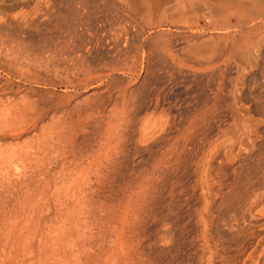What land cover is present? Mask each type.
Wrapping results in <instances>:
<instances>
[{"label":"rangeland","instance_id":"rangeland-1","mask_svg":"<svg viewBox=\"0 0 264 264\" xmlns=\"http://www.w3.org/2000/svg\"><path fill=\"white\" fill-rule=\"evenodd\" d=\"M124 1L0 0V35L4 37H0L4 41L0 46L15 48L21 42L33 52L40 47L62 49L59 69L84 64L96 69L90 76L107 75L101 82L91 79L73 89L69 84H76L78 79L62 70L63 76L52 82L58 85L60 95L65 94L66 86L68 94L74 95L69 108L78 105V110L84 111L88 100L91 103L86 107L100 110L98 116L104 122L130 110L123 114L124 124L128 123L119 135L118 144L123 145L118 167L107 169L97 207L80 204L95 198L92 191L82 192L78 183L85 157L42 159L39 154L38 159L33 155L17 158L22 155L20 150L34 149L28 143L40 138L43 127L52 123L54 115L60 119V113L51 110L36 127L27 128L21 135L0 136V264H206L203 224L198 221L202 190L196 186L193 162L207 154L211 144H220L222 151L215 156L213 166L223 163L226 173L233 177L232 170L241 166L248 153L264 151V0L246 1L243 16L224 9L232 0H187L192 4L187 6L188 16L165 34L173 53L187 56L189 48L201 40L207 45L223 44L221 38L226 33L228 55L240 48L246 33L252 34L250 61L229 63L224 62L225 56H219L215 67L205 72L194 67V61L188 59L190 52L182 57L187 66L174 65L166 55L161 60L155 53V62H148L150 54L144 49L158 34L143 31L142 22L128 13V0ZM177 1L170 0L166 7L170 14L161 10L164 14L158 18L168 14L165 19L171 20ZM155 9L154 19H158L155 12L159 10ZM211 23H216L217 30ZM213 68L214 77L208 75ZM21 87L22 95L32 94V85L24 83ZM214 93H219L224 103L214 104ZM120 109L124 112L119 115ZM202 109L210 110L207 121L201 130L188 133L190 139H184L189 118ZM234 118L249 122L246 134L235 130ZM94 124L89 122L85 136L96 147L105 133ZM172 142L188 144L187 161L175 162L174 171L157 165L165 145ZM227 144H243V153L235 150L229 161L224 156ZM10 152L17 157L13 159ZM160 169L168 175H162ZM224 187L214 188L217 198L207 217L217 253L215 264H264V187L253 195L243 193L240 184L234 193ZM256 196L258 203L253 200Z\"/></svg>","mask_w":264,"mask_h":264},{"label":"bare ground","instance_id":"bare-ground-1","mask_svg":"<svg viewBox=\"0 0 264 264\" xmlns=\"http://www.w3.org/2000/svg\"><path fill=\"white\" fill-rule=\"evenodd\" d=\"M125 1H127V0H125ZM161 1L162 0H132V1L128 0L127 2H125V7L128 9L129 14L133 15L136 19L139 18V21H141L142 25H143V27H142L143 31L144 30L150 31L151 33L156 32L158 34V37L156 36L157 37L156 39L154 37L153 41L151 40L149 45H147L144 49V50H147L148 51L147 53L150 54L148 62H150V63L155 62V59H156V58H154V53H155V54H159V56L161 55V57H159V59H161V60L164 59L163 57L167 56V58L168 57L171 58L170 60L174 63V65H177V66H184L185 65V66H187V63L182 58V57L185 58L186 54L181 57L180 55L173 53L171 50V47H172L171 46V40L169 38H166L165 34H166V32H168L170 30L171 27L179 25L181 23V21L184 20L183 19L184 16H186V15L188 16L189 10H187L188 9L187 6H189L190 3L187 0L186 1L185 0H183V1L178 0L177 1L178 3L176 2V5H175L176 14L174 12H172V14L176 15V18H173L174 15L171 14L172 18H170L171 20H168L169 18L168 19H165V18L170 13H168L169 8L167 9L166 7H168V5L170 4L169 3L170 0H169V2L167 0H166L167 2H161ZM246 1H249V0H232V1L228 2L227 4H225L224 9L228 13L230 12L233 15L235 14L237 16H243L242 15V14H244L243 12L246 11L245 10L246 5H247ZM187 2H188V4H187ZM194 3H196V2H194ZM190 5L192 6V4H190ZM152 6H155L156 9L159 10V11H156V9H155V11H156L155 13L158 12L156 18L159 17L158 15L161 13V10H165L166 13H168V14L165 16L163 15V17H165V18L154 19L155 18L154 16L156 15L153 13L155 7L153 8ZM167 10H168V12H167ZM170 12H171V10H170ZM161 14H160V16H161ZM152 16H153V18H152ZM180 17H181V19H179ZM226 17H229V16L226 15ZM177 20H180V22ZM261 21H262V19H261ZM215 24L211 23L210 25L211 26L213 25L214 29L217 30ZM140 26H141V23H140ZM167 28H169V29H167ZM200 28H201V26H200ZM169 33L170 32H168V34ZM168 34H167V36H168ZM225 34L221 38V41L223 44L218 43V45H217V44H211L210 43L207 45L206 43H202L203 40L200 39L202 42L198 43L196 45H193V46L190 45L192 47L189 48V51L187 50L188 52H186L184 50V52L188 53V55L186 57L189 56V52H190L191 57H189L188 59L190 61L191 60L194 61L195 65L197 66V67L196 66H194V67L197 70H200V72L201 71L205 72V71L209 70V68L215 67V65L217 63V59H219V56L220 57L225 56L224 62H229L231 60H234V62L244 61V60L250 61L251 60L253 50L250 48L252 46V43L249 44V42L251 41V38H252L251 35L252 34L246 33L247 35H245L243 37L244 43L241 39H239L240 41H242V44H239L240 48L236 47L237 49L235 48L234 52H232L228 55L226 54V48H225V42H224L226 39ZM0 37H2V36L0 35ZM2 38H4V37H2ZM0 40H1V38H0ZM239 40H237V41H239ZM2 41H0V42H2ZM204 42H206V41H204ZM19 43H21V42H18L17 45ZM21 44H19L18 47L16 45V47H17V48L15 47L16 49L14 48L15 45H13L12 47L15 50L13 48H11L10 45H9L10 48L8 49V46L6 47V44H4L5 47L7 48L5 50H3L4 45L0 46V48L2 47V49H0V79H1L0 80V97L1 96H4V98H5V96L8 97L6 99L0 98V136L6 138L9 135H13V134L14 135H21V134L25 133L27 131V128L36 127L37 123L39 122L41 117L46 115L47 113L51 112V110H53V109L56 111V114L57 113L61 114V118L56 119L57 115H54V117H56V118H54V117L52 118V121H50L52 123L46 127L44 126L43 131L41 129L42 134H41L40 138H37L36 141L33 140V142L28 143V144L32 145L31 146L32 148H34L32 151H26L24 149L20 150V151H22V152H19L22 154L21 156L18 153L20 157L15 156L16 153L10 152L11 154L13 153V156H15L14 158L11 157L10 159H12V158L15 159L16 157L18 159L21 157H28V155H29V157L31 155H33L34 157H36L38 159L39 154H42V159H52V158H57L60 156L64 157V158H68L72 155H74V156L77 155V156H79V158L85 157L86 158L85 160H87L85 166L84 167L82 166V168L79 167L80 170H82L81 171L82 176L80 175L81 176V178L79 179L80 181L78 179L77 180H78L79 185L80 186L82 185L81 191L82 192H84L86 190L92 191L95 194V198L94 199H87L86 198L80 204L83 207H88V208L97 207L101 204V196H102V193L104 192V188L106 185L107 169H109V168L112 169V168L118 167L117 162L119 160L118 157L120 155V148L123 145V144H118V141H119V137H121L119 135H121V133H122L121 128L125 125L124 124L125 120H123V118H124L123 114L125 113V115H126L127 112L128 113L130 112V110L127 111L128 110L127 109L125 112L123 110V112H124L123 113L122 110L120 109L121 111L119 112V115L123 113L122 114L123 116L120 115V117H119L118 114H115V116H113V117H115L114 119L109 120V121L105 120V122H104L98 116V115H100V113H99L100 110H98L97 108L96 109L95 108H89L88 109V107H89L88 105H89V103H91L90 101L88 102V100L86 101V103L88 104L86 106H88V107L85 106L86 110H84L85 108L82 109L84 111H81L80 109H79L80 110L79 111L78 107H77L78 105L72 106L71 108H69L70 107L69 105L71 103V99L73 98L74 95L68 94L69 91H68L67 86H66L67 90H66V92H64L65 94L60 95L57 92V86L58 85H55L52 82L53 78L57 79V78L63 76L62 72H61L63 70V68L59 69L62 67L59 64V61H61L64 58L63 57L64 50L55 49V48H51V47H48V49L45 50L42 47H40L41 50H39L40 48L38 50L34 49V51L35 50L36 51L33 52L29 48H26L25 45L23 46ZM46 48H47V46H46ZM237 50H239V51H237ZM38 51H40V52L38 53ZM184 52H182V55ZM147 53H146V56H147ZM221 62H223V61H221ZM229 63H231V62H229ZM226 66H228V65H226ZM63 67L65 68V66H63ZM191 67H192V65H191ZM133 68H132V70H133ZM65 70L67 73L73 74V76L70 74L71 77L75 78V76H76V79H78L76 84H73V83L69 84V86L73 89L78 88V85L80 87L81 86L80 84H83V83H84L83 84V86H84L85 82L86 83H87V81L91 82V79H96V80H99L101 82L102 79L107 77V75H104L102 73H96V72H95L96 74L94 77L90 76V74H92V72L95 71L96 69L94 70L92 68V66L90 67L89 65H84V64L72 65V67L68 66V67H66ZM65 70H63V71H65ZM66 72H64V73H66ZM133 72H135V71H133ZM208 75H212V77H214V75H215L214 68L210 72H208ZM216 75H217V73H216ZM89 77H92V78H89ZM233 79L234 78H232V80ZM15 83H19V85L15 86ZM24 83L25 84L28 83V84L33 86L32 94L30 96H28L26 94H24V95L21 94L23 91V87H21V85ZM230 84L233 85L232 83H230ZM30 91H31V89H30ZM214 96H215V97H213L214 101H215L214 104H216L217 102L221 103V101L223 99L222 96H220L219 93L215 94ZM96 98H97V96H96ZM233 99H236V98H233ZM212 100H211V102L213 103ZM222 103H224V101H222ZM234 103H236L235 100H234ZM65 106L67 109L64 110L63 108ZM210 106H211V104H210ZM80 107H82V106H80ZM214 107L216 108L215 105H214ZM237 109H239V108H237ZM209 112H210V110H208V109H202L199 112H197V114H193L194 117L192 119L189 118L190 121L189 122L187 121L188 122L186 125L187 127L186 126L184 127V134H183L184 139H190L189 134H188L190 131L191 132L192 131L197 132L198 130H201V126L203 125L202 123L207 121V119L209 117ZM238 112H239V110H238ZM74 115H77L78 117L75 118ZM125 119H127V118H125ZM235 120H236V121H234L235 130L240 131V134H241V132H244V131L248 132L249 127H250L248 124L249 122H247L246 120L244 122L243 121L244 119L240 120V118L235 119ZM127 121H129V120H127ZM89 122L95 123L94 126L99 128V131H100V129L101 130L103 129L104 133H105L104 134L105 136L103 135L104 138H102V140L98 141L99 144H97L96 147H93L91 143L89 144L87 137L85 136V133L88 132L86 127H88L87 125H89ZM86 123H88V124H86ZM127 123L124 127L127 126ZM246 132H244V133L246 134ZM101 133H103V132H101ZM101 133H100V136H101ZM232 136H233V134H232ZM242 137H244V136H242ZM233 138H234V136H233ZM240 140H241V138H240ZM184 141H186V140H184ZM116 142H117V144H115ZM172 143L165 145V149H166L165 153L162 154L163 157L160 156L162 159H158V162H157V165H159V168L162 165H164L163 167H166V165H167V167L169 166L168 168H170L169 169L170 171H174V165H175L174 163L175 162L181 161V163H183V162L187 161L185 152L187 150L188 144H181V146H180L177 143L176 144L175 143L172 144ZM217 145H219V148L216 150ZM217 145L211 144L207 154L202 153V155H200V157L198 156L199 160H197L196 162H193V165L195 167L194 173H195L196 186L200 187L202 190V196H200V199H201V209L200 210L201 211H199V213H198L200 220H198V221H199V223L203 224V226H201V227H203V229L201 228L202 229L201 231H202V236L204 237V243H203L204 245L203 246H204L205 252L207 254V259H206V254L203 251L204 252L203 255H205V259H206L205 260L206 264H215L214 261H217V259H216L217 253L214 249L215 245L211 241V239H210L211 236H210V233L207 229V225L209 224V219L207 217H208V215H210V212H212V208H213V206L215 204V200L217 198L216 195L214 194V191H213L214 188L216 186H218V188L221 190L225 186L224 189H226V190L228 189L229 193H234L236 191L238 185L240 184V185H242V189H243V191L242 190L241 191L243 193H247L249 195V194H252L253 191H255L257 189H263V187H264V151L261 152L260 150H258L259 151L258 154L257 153L252 154L253 150L250 149V150H252V152L248 153L249 156L246 159L245 158L243 159V161H242L243 163H241V166L240 167L238 166L239 168H235L232 170V176L233 177H231V175L228 174L229 172L226 173L223 163L219 162L218 165L213 166L215 156L218 155V153L220 152V149H221L220 144H217ZM242 145L243 144H227V145H225L224 151L226 153L224 156H226V159H228L230 161V159L233 158V153L235 150L236 151L239 150L240 153L241 152L243 153L242 148H241V147H243ZM207 146H209V145H207ZM245 146H247V145H245ZM252 147L254 149L256 147V145L252 144ZM203 149H205V148H203ZM221 151H222V149H221ZM248 152H250V151H248ZM11 154H10V156H12ZM7 160H5L6 163H7ZM232 161H234V159ZM8 162H10V161H8ZM222 162H224V161H222ZM225 162H227V160ZM231 163L232 162H230L229 164H231ZM157 165H156V167H157ZM155 170H156V168H155ZM164 170H165V168H164ZM164 170H163V172H162V169H160L159 171H160V173L161 172L164 173L165 172ZM166 170L168 171V169H166ZM80 173H77V174H80ZM157 174H155V175H157ZM165 174L168 175L167 172H165ZM155 175H154V177H156ZM158 176H160V175H157V177ZM154 179H153V177L150 178V180H154ZM156 181H158L157 178H156ZM150 183H151V181H150ZM153 183H156L155 180ZM151 185L154 186L155 184L151 183ZM248 195H247V197H249ZM250 197H252V196L250 195ZM258 198H259L258 196H256L255 199L253 198L254 203L259 202ZM259 212H261V211H259ZM7 218H8V216H7ZM199 225H201V224H199ZM0 228H2V227H0ZM208 256H209V258H208ZM248 258L249 259L252 258L251 255H249ZM250 262H252V261H250Z\"/></svg>","mask_w":264,"mask_h":264}]
</instances>
